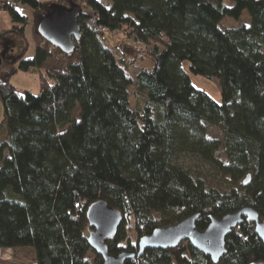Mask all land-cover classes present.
Masks as SVG:
<instances>
[{
    "label": "trees",
    "instance_id": "1",
    "mask_svg": "<svg viewBox=\"0 0 264 264\" xmlns=\"http://www.w3.org/2000/svg\"><path fill=\"white\" fill-rule=\"evenodd\" d=\"M231 1L7 3L18 31L29 20L18 4L34 9L38 44L34 56L20 55L0 76V258L31 246L36 261L29 264H102L88 240L86 212L100 198L123 214L115 236L106 239L112 255L137 249L140 237L194 213L200 230L212 216L244 206L264 220V0ZM53 2L82 7V35L71 53L38 30ZM246 10L250 24L221 28L225 16L239 20ZM117 32L126 39L111 43ZM184 60L193 73L219 78L222 102L194 87ZM20 70L41 73L39 93L11 82ZM210 124L222 137L209 135ZM180 153L210 163L216 177H196L175 162ZM131 224L136 243L129 239ZM226 239L219 263L182 240L169 249L148 248L126 264L264 261V239L246 217Z\"/></svg>",
    "mask_w": 264,
    "mask_h": 264
},
{
    "label": "water",
    "instance_id": "2",
    "mask_svg": "<svg viewBox=\"0 0 264 264\" xmlns=\"http://www.w3.org/2000/svg\"><path fill=\"white\" fill-rule=\"evenodd\" d=\"M82 12V7L76 2H72L70 6L50 3L38 25V30L45 40L66 53H71L74 51L75 39L82 35L80 24ZM250 179L251 174H248L244 183L248 184ZM86 212L89 223L88 240L93 249L102 255V264H126L128 259L145 254L148 248L169 249L180 245L182 240L192 242L196 249L209 255L213 262L219 263L228 252L227 236L244 221L245 217L254 223L259 236L264 239V220H261L260 215L252 207L244 206L223 215V218L212 216L208 227L202 230L196 227L199 213L191 214L177 224L158 226L152 233L139 238L137 249L126 248L118 255H112L109 253L106 239L115 236L122 225V211L110 206L106 199L100 198L92 202ZM252 264H264V261Z\"/></svg>",
    "mask_w": 264,
    "mask_h": 264
},
{
    "label": "rangeland",
    "instance_id": "3",
    "mask_svg": "<svg viewBox=\"0 0 264 264\" xmlns=\"http://www.w3.org/2000/svg\"><path fill=\"white\" fill-rule=\"evenodd\" d=\"M47 1V0H46ZM52 1H57V0H52ZM104 1V0H103ZM49 2V1H47ZM225 3L228 5L232 4L231 0H225ZM18 8L20 9V11L22 13H24L25 15H27V17L30 16L29 19H32V17L34 16V9L31 8L29 5H26L24 3H19L18 4ZM87 9L90 8L89 6L86 7ZM2 10V8H0ZM4 9V8H3ZM89 12H91V10H89ZM7 13H9L7 11ZM10 17V14H8ZM251 23V18L249 15V12L246 10L244 12V15L239 19V20H234L228 16H225V18H223L221 20L220 26L222 29H225L227 27H236V26H240V25H244V24H250ZM26 32L21 34H17V33H12L10 36H6L8 37L7 41L4 42L3 40L0 41V53H2V57L1 58V62H2V67L0 68V76L3 77L6 71H10L11 68V61L16 58L18 55L16 53H12L11 50L13 49V45H17V47L23 46L24 50H25V56L31 58V56H34V52H32V50H34V43L31 42V46L29 48V50H27L28 48V43L32 40L31 34H32V25L31 23L27 24L26 27ZM110 39H111V43H117L118 41L124 40L126 39L125 35L123 32H117V34H113V35H109ZM137 41V40H136ZM138 42V41H137ZM140 42V41H139ZM110 42H107V44L109 46H112ZM141 43V42H140ZM137 44V43H135ZM140 47L143 48H147L144 45L138 44ZM138 46V47H139ZM34 53V54H33ZM190 62L188 60H184L183 61V67H185V69L187 70V72L189 73V76L192 79V83L194 85V87L198 88V89H202L207 91L217 102H222L223 101V97H222V87H220V81L219 78H210L207 76H202L198 73H193V71L190 68ZM24 71H18L17 73H15L14 75H17L18 73H21ZM133 75L135 73V71L132 72ZM12 75V76H14ZM34 75V76H32ZM32 75H22V76H17L14 79H11V82L16 85L19 89L22 90H27V91H31L34 92L35 90L39 91L41 88V75L39 72H37L36 74H32ZM11 76V78H12ZM29 80V81H28ZM129 91H133L132 88H130ZM139 98L136 96V94L134 93V91L132 92V102L135 104L138 101ZM3 115H4V107L2 105V101L0 99V123L3 120ZM75 115V120L80 118L79 115V109L77 108V110L74 112ZM208 132L210 136H216V137H222L223 132L222 130H220V128H218L215 125H208ZM219 158L221 159H225V154L224 152H222L220 150V152L218 153ZM175 162L183 165L186 168H191L193 170L194 175L197 177V174H202L203 176H205L207 178L208 181L213 180L216 177V174H214L212 166L210 165V163H206L202 160L199 159V157L197 158L194 155H191L189 153H180L177 155V157L175 158ZM217 179L220 181L219 177H217ZM216 181V179H215ZM128 232H129V236H130V240L131 243H136L137 242V232L135 231L134 225L131 224L128 227ZM90 258L92 261H94V256L92 253L89 254ZM36 253H35V248L28 246V247H18V248H13V253H12V258L11 259H3L0 258V264H29V263H33L36 261Z\"/></svg>",
    "mask_w": 264,
    "mask_h": 264
},
{
    "label": "crops",
    "instance_id": "4",
    "mask_svg": "<svg viewBox=\"0 0 264 264\" xmlns=\"http://www.w3.org/2000/svg\"><path fill=\"white\" fill-rule=\"evenodd\" d=\"M41 1H43V2H47V1H50V0H41ZM7 11L8 10H6V9H3L2 8V10L0 9V41L1 40H3L4 42H6L7 41V39H8V37H6V36H10L12 33H17V34H19V33H21V34H23V33H25L26 32V27H27V25L25 26V28H24V32L23 31H18V30H16V29H14V26L16 25V23L14 22V20H12V17H11V15H10V17H8L9 15L8 14H10V13H7ZM9 12V11H8ZM30 18V16L29 17H27V19H29ZM34 21H35V19H34V16L32 17V19H29L28 20V23L27 24H29V23H31V25H32V34H31V37H32V40L28 43V48H27V50H29V48H30V46H31V42L32 43H34V50H32V52H34L35 53V49H36V47H37V44H38V41H37V39H36V37H35V34H34V30H33V24H34ZM11 52L12 53H16L18 56L17 57H19L20 55H22V54H26L25 53V50H24V48H23V46H21L20 45V47H17V45H13V49L11 50ZM33 53V54H34ZM2 53H0V55H1ZM1 57H2V55H1ZM16 57V58H17ZM3 58V57H2ZM16 58H14L13 60H15ZM12 60V61H13ZM11 61V62H12ZM3 65H2V62L0 61V68L2 67ZM3 68V67H2ZM6 72H8V71H6ZM5 72V73H6ZM38 71H31V72H21V73H18L17 75H14V76H12V78L11 79H14L15 77H17V76H22V75H32V74H36ZM40 75H41V73H40ZM32 76H34V75H32ZM26 77V76H25ZM29 81V80H28ZM40 90H41V88H40ZM40 90L39 91H37V90H35L33 93H39L40 92ZM31 92V91H30ZM32 93V92H31Z\"/></svg>",
    "mask_w": 264,
    "mask_h": 264
},
{
    "label": "built area",
    "instance_id": "5",
    "mask_svg": "<svg viewBox=\"0 0 264 264\" xmlns=\"http://www.w3.org/2000/svg\"><path fill=\"white\" fill-rule=\"evenodd\" d=\"M9 1L10 0H0V8L6 9L7 3H9ZM89 10H91L90 13L94 14V10H93L92 7L88 8V9L87 8L85 9L86 12H89ZM103 30H106V27L105 28L103 27Z\"/></svg>",
    "mask_w": 264,
    "mask_h": 264
},
{
    "label": "flooded vegetation",
    "instance_id": "6",
    "mask_svg": "<svg viewBox=\"0 0 264 264\" xmlns=\"http://www.w3.org/2000/svg\"><path fill=\"white\" fill-rule=\"evenodd\" d=\"M0 57H1V55H0ZM2 58V57H1ZM0 61H1V59H0Z\"/></svg>",
    "mask_w": 264,
    "mask_h": 264
}]
</instances>
